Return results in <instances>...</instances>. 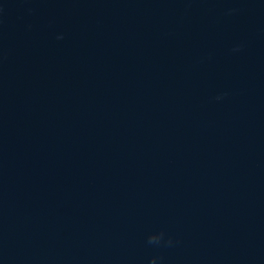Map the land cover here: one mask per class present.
<instances>
[{
	"label": "water",
	"instance_id": "1",
	"mask_svg": "<svg viewBox=\"0 0 264 264\" xmlns=\"http://www.w3.org/2000/svg\"><path fill=\"white\" fill-rule=\"evenodd\" d=\"M0 264H264V0H0Z\"/></svg>",
	"mask_w": 264,
	"mask_h": 264
},
{
	"label": "clouds",
	"instance_id": "2",
	"mask_svg": "<svg viewBox=\"0 0 264 264\" xmlns=\"http://www.w3.org/2000/svg\"><path fill=\"white\" fill-rule=\"evenodd\" d=\"M60 38H61L60 36L57 37V39H60ZM216 99L219 100L220 97L217 96ZM160 239H161V237H160V234H158V233H153V234H151V235L148 237L149 243H150V244H153V245H155V244H159ZM154 259H155V258H153V261H154Z\"/></svg>",
	"mask_w": 264,
	"mask_h": 264
}]
</instances>
